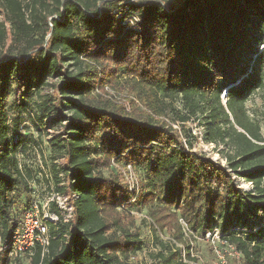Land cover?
I'll return each mask as SVG.
<instances>
[{
  "label": "trees",
  "instance_id": "obj_1",
  "mask_svg": "<svg viewBox=\"0 0 264 264\" xmlns=\"http://www.w3.org/2000/svg\"><path fill=\"white\" fill-rule=\"evenodd\" d=\"M45 87L51 92L37 104V120L61 128L64 138L52 146L65 168L55 191L72 212L64 220L50 204L58 222H45L47 243L34 242L30 264H130L143 244L134 209L170 243L189 250L190 241L216 235L236 264H264V140L245 108L259 91L264 102V0H180L169 9L155 0H0L7 248L26 214L12 196L20 185L27 190L29 174L16 159L19 127H10L6 101L13 88L22 101ZM106 87L126 91L127 104L106 98ZM190 123L202 126L205 144L224 148L221 159L193 150ZM118 164L131 167L132 190ZM160 245V264H187L182 251Z\"/></svg>",
  "mask_w": 264,
  "mask_h": 264
},
{
  "label": "rangeland",
  "instance_id": "obj_2",
  "mask_svg": "<svg viewBox=\"0 0 264 264\" xmlns=\"http://www.w3.org/2000/svg\"><path fill=\"white\" fill-rule=\"evenodd\" d=\"M165 4L166 9L177 4L180 0H155ZM137 0H133L127 4H133ZM131 28L136 26V22L132 21L129 25ZM136 28V27H135ZM49 87L41 89L39 92H32L26 99L19 101L15 98L14 88L11 91L10 97L6 101V114L9 120L10 127L18 125L19 136L18 141L20 147L18 148L16 159L21 165L25 173L29 174L25 180L27 183V190L24 185H20L13 194V204L19 211L26 209L27 212H33L37 216L39 222L45 227V222H52L54 216L51 211L50 204L52 203L56 210L64 220H68L71 216L72 205L69 198L64 194L56 193L55 176L62 181L63 172L65 168L64 162L60 155L53 151V140L62 139L61 128L56 123H50L45 120L42 124L38 123L36 106L41 98L50 94ZM104 94L106 98H110L116 104L126 105L129 96L126 91L117 92L111 88H105ZM21 102V103H19ZM65 106V103H63ZM174 107L181 109V103L176 101ZM248 115L256 122L260 128L262 138L264 140V102L262 92H256L245 104ZM59 115L67 116L66 107L59 111ZM40 128V129H39ZM187 128L191 130V134L196 137L193 141V150L203 153L206 156H211L213 160L221 159L218 151L224 150L219 147L215 149L213 145H207L203 142V128L197 123L188 124ZM16 139V138H15ZM224 164V161H222ZM115 171L118 174L122 184H126L128 189L131 185L136 183V178L133 177L131 170H128L121 164L114 165ZM106 175L108 172H104ZM59 183L58 187H62L63 183ZM242 190H250V184L243 181L238 182ZM74 199V197H73ZM30 210V211H29ZM132 219L135 226L139 230V236L143 242L142 250L139 252L130 264H160L157 254L161 250V245L165 244L168 248H176L182 251L183 262L187 264H236L238 257L229 249L220 247L217 243L218 236H206L205 239L196 238L195 241H190L189 250L182 248L181 245L170 243V236L164 233L153 232L150 228L151 221L145 210L131 212ZM24 218V217H23ZM58 221H55V223ZM186 234L189 233L185 230ZM35 234H25L23 231L19 232L13 239L11 248L0 245L2 257L7 254V264H30V258L33 254V246ZM172 244L175 246L173 247ZM8 249L9 252H8ZM164 251V250H162ZM166 252V251H165ZM189 253L190 258L194 261L190 262L185 259V254Z\"/></svg>",
  "mask_w": 264,
  "mask_h": 264
},
{
  "label": "built area",
  "instance_id": "obj_3",
  "mask_svg": "<svg viewBox=\"0 0 264 264\" xmlns=\"http://www.w3.org/2000/svg\"><path fill=\"white\" fill-rule=\"evenodd\" d=\"M131 1L133 0H126L127 3ZM126 168L128 170H131L130 166H127ZM133 177H134V174H133ZM135 186H136V183H135ZM133 188H135L134 183L131 185V189L129 190H132ZM53 219L54 220L52 222L55 223L56 218H53ZM21 231H23L25 234L34 233L35 234L34 237L36 241L44 245L47 243L46 242V228L39 222V220L37 219V216L34 215L33 212H27L25 214Z\"/></svg>",
  "mask_w": 264,
  "mask_h": 264
}]
</instances>
